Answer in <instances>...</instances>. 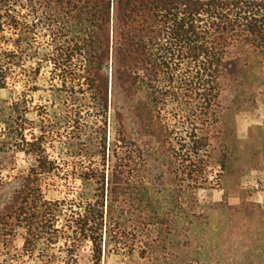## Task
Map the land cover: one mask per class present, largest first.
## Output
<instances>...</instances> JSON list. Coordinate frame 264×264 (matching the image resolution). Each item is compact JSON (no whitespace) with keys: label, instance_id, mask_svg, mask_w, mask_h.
<instances>
[{"label":"trees","instance_id":"1","mask_svg":"<svg viewBox=\"0 0 264 264\" xmlns=\"http://www.w3.org/2000/svg\"><path fill=\"white\" fill-rule=\"evenodd\" d=\"M15 6L30 19L19 21ZM43 21L55 43L43 61L59 72L56 91L72 128L66 145L88 160L75 170L91 190L68 215L65 201H48L42 177L56 165L44 137L34 138L27 144L37 165L0 197V236L23 228L30 251L64 239V256L46 264H102L112 250L131 255L138 247L158 264H190L210 226L198 192L209 182L224 94L264 58V0H0V42L5 27L16 32L15 49L0 51V88L12 59L32 51ZM18 105L0 113V150ZM170 105L182 112L175 125L164 115ZM260 210L252 250L264 264ZM85 242L88 262L79 258ZM248 258L242 264H255Z\"/></svg>","mask_w":264,"mask_h":264},{"label":"rangeland","instance_id":"2","mask_svg":"<svg viewBox=\"0 0 264 264\" xmlns=\"http://www.w3.org/2000/svg\"><path fill=\"white\" fill-rule=\"evenodd\" d=\"M13 11L21 22L30 19V14L18 6ZM40 26H44V21ZM45 29L38 31L32 51L18 54L20 58L12 59L6 66V86L0 88V113L12 114L17 103L21 110L20 117H13L10 138L6 137V144L0 150V197L9 192L17 177L37 165V158L29 152L27 143L43 136L46 154L56 168L42 177V190L48 201H65L68 215L72 208L76 209L80 193L91 190V186L77 178L75 170L88 160L72 157L66 145L72 128L66 123L68 113L62 108L56 91L62 81L59 72L43 61V55L55 47L53 36ZM2 36L0 51L14 50L12 41L16 39V32L7 26ZM250 63L248 76L224 94L225 108L213 134L209 182L198 192L200 205L209 213L210 226L206 242L198 247L190 264H234L235 261L242 264L247 256L260 264L258 251L252 248L258 238L256 231L262 228L260 206L264 208V58ZM164 115L175 125L182 112L179 107L170 105ZM109 124L108 134L113 139V119ZM4 131L0 125V133ZM183 131L178 126V135ZM223 159L226 168L220 166ZM61 226L62 220L56 227ZM4 231L0 236V263L46 264L47 259L53 261L64 256V239L55 243L41 240L37 248L30 251L24 248L25 229L9 227ZM79 258L82 262L90 260V243L81 245ZM102 264L158 262L151 257L142 258L138 247L131 255L125 249L112 250L103 255Z\"/></svg>","mask_w":264,"mask_h":264}]
</instances>
